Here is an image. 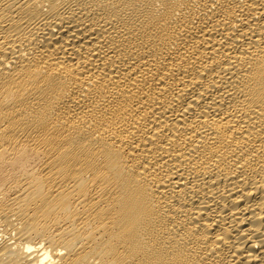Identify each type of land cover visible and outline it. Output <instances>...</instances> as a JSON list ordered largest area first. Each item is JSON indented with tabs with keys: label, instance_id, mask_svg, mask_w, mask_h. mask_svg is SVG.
Returning a JSON list of instances; mask_svg holds the SVG:
<instances>
[{
	"label": "bare ground",
	"instance_id": "6f19581e",
	"mask_svg": "<svg viewBox=\"0 0 264 264\" xmlns=\"http://www.w3.org/2000/svg\"><path fill=\"white\" fill-rule=\"evenodd\" d=\"M0 264H264V0H0Z\"/></svg>",
	"mask_w": 264,
	"mask_h": 264
}]
</instances>
